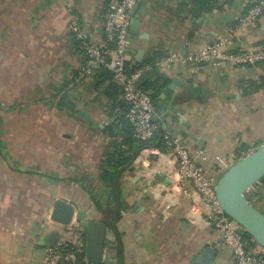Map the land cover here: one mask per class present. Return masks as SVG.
I'll use <instances>...</instances> for the list:
<instances>
[{
	"label": "crops",
	"instance_id": "crops-1",
	"mask_svg": "<svg viewBox=\"0 0 264 264\" xmlns=\"http://www.w3.org/2000/svg\"><path fill=\"white\" fill-rule=\"evenodd\" d=\"M118 1L0 0V264H42L47 245L69 231L85 240L90 221L106 225L104 264H194L207 247L214 250L207 264H234L209 224L187 221L189 197L161 219L134 161L116 185L102 178L124 163L125 140L137 143L110 74L76 81L87 58L68 25L75 16L89 40L107 46L103 24ZM253 1L138 0L127 70L221 38L231 51L257 49L264 44V14L238 25ZM172 73L201 92L197 98L151 78L160 92L153 120L164 134L211 158L264 143V83L256 90L250 85L264 79L261 66L214 60L176 64ZM261 188L256 208L264 214V181L248 194ZM56 200L74 207L67 227L51 220Z\"/></svg>",
	"mask_w": 264,
	"mask_h": 264
},
{
	"label": "built area",
	"instance_id": "built-area-1",
	"mask_svg": "<svg viewBox=\"0 0 264 264\" xmlns=\"http://www.w3.org/2000/svg\"><path fill=\"white\" fill-rule=\"evenodd\" d=\"M137 1L119 0L110 7L103 24L107 46L89 40L75 16H71L68 25L69 32L76 37L87 58L86 64L78 72L76 81L103 70L110 73L112 82L121 91L125 102V119L131 128L135 143L150 141L158 130V125L153 120L155 107L150 91L135 87V81L143 70L155 67L169 76H175L172 69L176 64L196 66L223 60L239 67L259 65L264 72V44L250 51H231L228 41L221 38L196 51L172 53L153 66L129 73L126 67V52L131 45L130 11ZM263 14L264 0H255L239 18L238 25L253 23ZM163 143L166 151L142 148L134 159V163L139 167L138 175L147 183L146 190L151 194L161 219H168L181 205L182 199L189 197L191 204L185 214L187 221L194 226L209 224L221 236L223 245L231 251L234 264H264V247L223 212L215 194L216 181L224 170L233 162L254 152L258 146L246 151L237 150L228 158L219 155L211 158L203 148L181 144L168 133L163 134ZM157 175L162 176L167 184L158 180ZM261 191L262 188L249 198L254 207ZM62 234L65 235V232ZM42 264L92 263L87 262L85 257V240L69 231L67 237H61L45 247Z\"/></svg>",
	"mask_w": 264,
	"mask_h": 264
},
{
	"label": "water",
	"instance_id": "water-1",
	"mask_svg": "<svg viewBox=\"0 0 264 264\" xmlns=\"http://www.w3.org/2000/svg\"><path fill=\"white\" fill-rule=\"evenodd\" d=\"M137 3L131 8L130 16L133 17ZM221 61V60H217ZM152 77L162 82H168V88H185L191 90L192 94L200 98L201 89L197 84L187 78L169 76L152 67L143 70L135 81L136 89L142 88ZM158 108L155 109V113ZM155 115V114H154ZM200 146V145H199ZM156 178L167 184L160 175ZM264 181V143L242 159L236 161L220 175L215 185L217 202L223 212L244 232L264 247V214L254 207L247 198L249 191H254ZM133 209L141 211L143 208L134 206ZM74 207L62 200H56L53 205L51 220L62 227H67L72 222ZM59 237V233L53 234ZM106 225L90 221L86 224L85 257L92 264H104L103 256L106 244ZM214 250L205 248L194 264H207L212 258Z\"/></svg>",
	"mask_w": 264,
	"mask_h": 264
},
{
	"label": "trees",
	"instance_id": "trees-1",
	"mask_svg": "<svg viewBox=\"0 0 264 264\" xmlns=\"http://www.w3.org/2000/svg\"><path fill=\"white\" fill-rule=\"evenodd\" d=\"M154 64L155 63L153 61L146 62V66H153ZM104 71H106L108 73V75L110 74L107 70H104ZM128 72L131 73V71H128ZM263 83H264V79L261 80L260 84H254L253 82H250V85H252L253 88L256 90ZM113 85L115 86L114 83H113ZM141 89L150 91L151 100L153 102L154 107H156L158 98L160 96L159 86H156V84L147 82ZM124 106H125L124 110L126 111V105H124ZM163 134H164V132L158 128L156 134L154 135V137L150 141H148L146 143H139L137 145H135L132 140H125V143H128L127 146L129 147V150L127 152H125V154H122L119 156V158L124 163H122V165H119L120 168H117L115 172L110 173V172L103 171L102 172V178L105 181H108L110 183V185L111 184L113 185L120 178L122 171H124V169H125L124 167L129 165L130 163H132V161H134L136 155L138 154V152L142 148H155V149H158L159 151H162V152L166 151V147L164 146V143H163ZM115 185H116V183H115ZM247 198L248 199L250 198L248 193H247Z\"/></svg>",
	"mask_w": 264,
	"mask_h": 264
}]
</instances>
